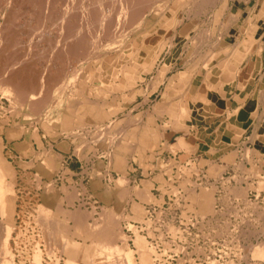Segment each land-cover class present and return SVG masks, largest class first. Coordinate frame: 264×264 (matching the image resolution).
Here are the masks:
<instances>
[{
	"label": "rangeland",
	"instance_id": "obj_1",
	"mask_svg": "<svg viewBox=\"0 0 264 264\" xmlns=\"http://www.w3.org/2000/svg\"><path fill=\"white\" fill-rule=\"evenodd\" d=\"M3 1L0 0V30L5 32L10 28L9 30L12 34H15L17 41L15 37L13 41H8L9 45L14 43H16V46L19 45V47L15 46V53L17 54L19 50L20 53L18 51L17 55L21 56L28 50V47H30L29 56L34 53L36 54V56L33 55L30 57L31 59L29 58L27 61L31 64L32 68L30 69H32L33 72L35 71V73L41 74H43V72L51 74L58 73V75H63L65 73L64 78L67 81L63 80L65 83V92L62 93L56 102L59 104L55 115L51 120L47 119L51 122L50 130H52V127L58 130L55 136L53 135V130L49 135V124L44 123L41 119H45L44 116H38L34 114L33 111L28 113V110L23 109L24 113H28L27 117L30 121L24 120L22 116L19 115L20 108L17 109L19 103L0 94L1 156L11 170L13 172L15 171V191L17 193V212L19 213V217H16V227H18L20 231V264H32V256L35 247H37L41 253L42 264H71L73 261L71 256L60 252L54 244V246H50L52 251L48 252L49 254L45 253L49 244L45 240L46 236L44 234L43 236L45 238L41 236L43 229L39 225V219L37 218L39 210L45 206V195L43 194L45 187L49 188L55 195V205L51 206V214L55 212L53 208H55L57 204L65 213L71 215V217L68 216V218H66V225L70 233V236H68L80 246L82 245L81 248L85 247V258H80L78 261L75 260V264H87L88 256H92L90 251L93 252V246L90 239L85 237V235L82 236L77 233L85 232V229L94 231H104L108 229L113 232L115 231L118 237L121 236L122 238L119 240L120 237L118 238L116 236L117 240L114 245L117 246V249L120 248L121 250L122 248H126L129 250L134 264H140L139 251L134 244L136 235L144 240V249H153L150 261L154 264H264V255L260 256L254 253L256 248H260L264 252V147L261 153H259V149L256 146L257 141H255L256 139L253 137H250L247 141H244V143H239L237 139L229 146L224 145L225 143L220 144V146L216 145L211 150L208 149L205 152H191L190 150H185V154L181 156L177 155V151H180L177 147L170 148L168 146H162V150L158 151L159 154L157 156L154 155L146 158L144 163L140 161L147 165L146 168L150 170V173H145L144 171L143 174H140V172H137L138 176L134 180L132 179L131 182L129 179H125V177L122 176L124 177L122 188L117 186L115 181L121 176L113 175L108 177L109 184L107 189L112 190L115 189L114 187H118L124 190L126 192L125 194L128 195L127 202L122 200L121 203L114 204L111 209H109L107 205H102V203L97 201L92 195L91 190L95 191L101 186L99 183H94L91 179V190L89 189L88 179L84 178L80 182L73 183L71 179L68 178V171L66 169L71 163L77 161L78 163L85 162V165H90L93 169L101 171L105 165L107 167L110 165V154H114L110 147L114 145L113 142H115L117 146L119 143L125 145L128 150H130L128 147L130 144L126 143V141L131 142L130 138L134 135L132 128L135 126L138 133V129H140V124L131 123H135V121L141 123V121H145V118H147V121H150L151 124L154 118H163L165 114L171 119L176 118V115L175 117L170 116V110L174 108V110L177 111L180 98L176 95L177 92L176 94L175 92H170V95L168 92L163 94L164 86L167 87L169 81L165 82L166 80L162 77L166 75L168 78L171 74L183 68L186 69V62L190 54L188 50L183 51L182 49L183 45H187L185 42L189 41V33L190 35L192 34V36L196 34L198 37H202L201 34L205 31L208 30V34L212 32L210 36L206 37L209 42L201 45L205 46L207 44V47H204L196 53L197 56L193 57V59L191 58L192 65L195 66L192 69L193 72H190L191 75L197 73L199 68L208 59H206V56L218 49V45H216L217 41H215L218 40V34L216 33H218L223 26H228L229 23L232 22V24L237 22L241 23L244 20L245 23L250 22L251 27L245 36V40L248 41L249 38L252 42L250 48L252 50H257L258 53H262L264 56V13L262 10L264 0H187V2H189L187 6L189 12L187 16L184 15L183 18H180L181 20H178L180 23L178 24L177 22L175 26H169L167 23L171 13H174L173 10H171V13L168 12L169 1H167L168 4L163 5V7L160 6L157 10L153 9V12H148L145 18L149 21L148 26L150 28H148L143 38L147 36V38L152 40L155 37L154 35L157 34L162 40L168 41V38L172 36L173 33L176 36V32L178 33L181 30H184V35L181 36L179 43H176L174 40L171 46L168 42L160 52H156L157 57L151 69L143 73L144 75L142 74V79L137 80L133 86L125 85L119 90H113L112 92H108L109 90L101 91L102 85H100V81L97 79H94V81L88 84L86 77H88V73H92L91 75H95L99 72L101 73V71L98 72L99 64L106 58H115L117 55H121L120 51L124 45L115 46L111 49V52L95 57V60L93 57H87V59L81 57L80 59L78 58L81 62H78V59L71 58L69 55L54 58V56L48 54L49 47L45 45L47 42L44 40H48V38L44 37L46 39H38L35 37L33 31H30V29H35L33 27H36L34 24L36 20L33 23L31 20V18L34 19V16L27 13L22 8H20V10L16 9V6H14V12L13 9L7 6ZM172 3L173 2H171V7ZM172 9H175V6L172 7ZM9 11L13 12L14 15ZM1 13L4 15L2 16ZM23 13L24 16L22 15ZM7 14L9 18L6 17ZM213 17H215V19H213ZM1 19H4V21ZM10 20L14 21V24L11 25L15 26V29L10 27ZM47 20L49 21L50 19ZM47 20L45 23L44 31L46 33L44 36H47L52 30V32H55L50 25L51 20L49 22ZM223 22H225V24H223ZM16 28H18L19 31H17ZM144 28L147 27H142L141 29L143 30ZM21 29L23 31H21ZM30 32L33 34L32 37H35V39L34 37L31 38L33 39L32 41L35 40L32 43L31 39H28V37L31 36ZM52 32L51 37H48L50 40L52 39L50 42L54 44L53 41L56 39ZM221 32L222 31L219 33ZM27 41H29V43ZM246 41L245 43H247ZM32 44L34 45L32 46ZM40 44L42 46H39ZM25 45L27 46V50ZM45 46L47 49H44ZM23 48L24 50H22ZM37 48L41 49L37 50ZM42 49L46 50V52ZM173 50H175V52ZM9 51H11V48ZM23 51L24 53H22ZM37 52L40 53L38 54ZM40 54L41 57L39 56ZM42 54H44V56L48 54L46 59ZM7 55L8 54L5 56ZM124 56L125 58L122 59V62L125 63L139 58L138 56L134 58L135 55ZM126 56H129V58H126ZM141 59L142 57H140L139 61H136V63L140 64L143 62ZM211 63H213V61ZM141 65L145 66V63L143 62ZM162 68H164V73L159 77L158 74L163 71H161ZM262 73L264 74V60L262 61ZM97 76H99V74H97ZM151 76H153L152 80H150ZM262 86L264 87V85ZM82 87L85 89H95L93 92L97 97L91 95L89 99L92 100L95 98L100 100V102H104L105 110L109 104L115 106L117 110L111 113L109 118H106L105 121L96 123V121L92 119H85V124H74L73 128L70 127V129L67 130L66 128L61 129L58 122V115L64 112V106L66 107L69 103L68 99L73 100L72 105H70L71 107L68 108L70 110L75 108L80 100L84 99L83 103H86V99L81 97V93L83 92ZM169 88L172 89V87H168L167 89ZM101 93H103V95H101ZM86 94L87 92H85V95ZM98 105L100 106L99 103H96L94 106L98 107ZM157 107H164L166 109L163 115L158 116L156 114L155 109H157ZM152 115L155 117L151 121ZM70 116H74L72 111L70 112ZM74 118L76 119V123L79 121L78 119H80L79 117ZM41 123L47 124V127L44 128ZM168 125L169 124H166L165 126ZM140 126H144V123ZM20 127L22 130H19ZM77 128L78 130L76 131ZM26 130L36 131L42 147L32 140L28 146L30 147L29 150H26V142H23V136L26 138V133L24 132ZM70 131L72 133H78H76L74 137L71 136ZM118 132L120 133L118 134ZM261 134L262 138L258 139V141L263 145L264 132ZM124 136H129L130 138H123ZM61 141H64L62 142L63 146L56 145L57 142L60 143ZM232 144L234 146H232ZM54 146L66 153L62 159L60 158L57 169L53 171L52 175L49 177L44 174L43 168H39L38 165L41 163L40 160L44 153H42V151H50L49 153L52 154V158H57L54 152V150H56ZM164 150L167 152H164ZM228 154H233V158L230 161L225 159ZM35 160L38 161V165L32 162ZM55 161L53 162L55 163ZM136 163L138 164V162ZM95 175H97V173H95ZM141 190H147L152 200L146 201L137 195V191ZM203 190L207 192L208 199H211V210L209 212L199 210V199L201 191ZM133 201L140 206L143 214H136L131 209ZM73 214L81 215V219H78V216H73ZM102 214H105L106 217ZM109 217L111 218L110 220ZM114 217L118 219L116 226L112 225ZM100 220L105 221V223L103 224ZM78 222L84 226L77 225ZM94 223L100 225L96 230ZM77 226H79V229H76ZM75 232L78 235L74 234ZM114 254L112 255L114 258L109 256V263L113 261L111 264L115 262L116 264H121L123 262V258L120 257L122 253H118L116 257ZM46 255H49V258ZM95 256L96 255H94V257ZM101 256L102 254H99L95 257V264L96 262L97 264L99 262V264H109L106 262L107 259H105V255H103L104 258L102 257L104 261H102ZM118 257H120L119 259H121L120 261L122 262L115 259H118ZM97 258H100V260H97Z\"/></svg>",
	"mask_w": 264,
	"mask_h": 264
},
{
	"label": "bare ground",
	"instance_id": "obj_2",
	"mask_svg": "<svg viewBox=\"0 0 264 264\" xmlns=\"http://www.w3.org/2000/svg\"><path fill=\"white\" fill-rule=\"evenodd\" d=\"M167 1H169V4ZM3 2L7 6H9L11 9H13V11H14V6H16L17 7L16 9L20 10V8H22L27 13L32 14L34 16V19L31 18V20H32V23L36 20L34 22L36 27H33L35 29H30V31L32 30L33 33L35 34V37H37L38 39H46L44 37L48 38V40H44L47 42V44H45V45H48V47H49L48 54L50 56L51 55L54 56V58H56V57L59 58L60 56L64 57V56L69 55L71 58H76V59H78V58L80 59L81 57H83L84 59L85 58L87 59V57H90V58L93 57V59H94L95 57H99L103 54H107V53L111 52V49L114 48L115 46L117 47L119 45L120 46L124 45L120 51L121 55H117L115 58H106L99 64L98 72L101 71V73L99 72V73H96L95 75H91L92 73H88L89 75H88V77H86L88 84L91 83L92 81H94V79L99 80L100 85H102L101 91L109 90L108 92H112L113 90L114 91L119 90L121 87H123L125 85L133 86L137 80L142 79L143 73L148 72L151 69L152 64L155 61V58L157 57L156 52H160L164 48V45L168 42L171 44V46H172L174 40L176 41V43H179L181 40V36L184 35L183 34L184 30H181L178 33L176 32L177 35L175 36V34L173 33V30H174L173 29L172 30L173 34H172V36H170L168 38V41L162 40L157 34L154 35L155 37L152 39L153 41L150 38H147V36L143 38V36H145V33H147L148 28H150L148 26L149 21L147 20V18H145L146 14L148 12H153V9L157 10L158 8H160V6L163 7V5L168 4V12L171 13V10L174 11V13H171V16H170L171 18L169 17L170 19L168 18V20H167L168 21L167 23L169 24V26H172V25L175 26L177 22L179 24L180 23L179 21L181 20L180 18H183L184 15L187 16V13L189 12L188 11L189 9L187 7L189 2H187V0H176V1H174V0H4ZM171 2H173L172 7L175 6V9H172ZM194 4H195V2H194ZM210 4H211V2H210ZM213 4H214V2H213ZM193 8H194V5H193ZM200 8H201V6H200ZM262 10L264 13V3L262 4ZM9 12H11V11H9ZM12 13L13 12H11V14ZM24 13L22 14L23 16H24ZM156 13H158V12H156ZM3 15L4 14H2V16ZM7 15H6V17L9 18V15L8 16ZM12 15H14V13ZM194 16H196V15H194ZM214 16H215V13H214ZM28 19H30V18H28ZM47 19L51 20V21L49 20L51 22L50 25H51L52 29H54V31H55V32H52L53 30L51 31L53 33V36L56 39L53 41L54 44H52L50 42L52 39L51 40L49 39V37H51V35H52L51 32H49V34L47 36H44V34L46 33L44 31V29H45V23H46ZM192 19H193V17H192ZM213 19H215V17H213ZM31 20H29V21H31ZM2 21H4V19ZM11 21L12 20L9 21V25L14 24L13 23L14 21H12V22ZM227 22H228V20H227ZM2 24H4V23H2ZM6 24L8 25L7 22H6ZM223 24H225V22H223ZM12 25L10 27L14 28L15 26H12ZM192 25H194V24H192ZM28 26H29V24H28ZM174 26H173V28H174ZM142 27H147V28H144L142 30L141 29ZM23 28H25V27H23ZM9 29H7V31H5V32L0 30V54H1V56H0V94H2L5 97L19 103V107H17V109L20 108L19 109L20 114L19 113L18 114L22 116V119L29 120V118L27 117L28 116L27 114L30 113V111H33L34 114H37L38 116L39 115L44 116L45 119L41 118V117L40 118L42 119V121H44V123L49 124V132H48L49 135H50V132H52V130H53V135L55 136V135H57L56 131L58 133V130H56L54 127H52V130H50L51 129L50 128V126H51L50 120L55 115V113L58 109L59 103H56L57 100L62 95V93L65 92L64 91L65 83L63 82V80L66 81L64 78L65 73L63 75H60V74L58 75V73H56V74L52 73L51 74V73L43 72V74H41V73H35V71L33 72L32 69H30V68H32L31 64H29L27 61L33 55L36 56V54L34 53L31 56H29V48L30 47H28V50H27V46L25 45L27 51H25V53L23 51L22 53H24V54L21 55L22 54L21 53L20 54L21 56L17 55L19 50L17 51V54H16L15 53L16 51H14V49H16V47H19V45L16 46L15 45L16 43L9 45V43H8V41H13L16 38L15 34L13 35ZM14 29H13V31H14ZM16 30L19 31L18 28H16ZM237 30H239V29H237ZM17 31H15V32H17ZM21 31H23V30L21 29ZM28 31H29V28H28ZM196 31H198V30H196ZM207 31H205L203 34H201L202 37H204V38H202L201 36L198 37L196 34L195 35L193 34L194 36H192V34L190 35V33L188 34L186 32L189 36V37L187 36L189 38V41L185 42V44H187V45H183V49L181 47V49L183 51L188 50V53L190 54V56L188 57L187 62H186V66H187L186 67V73L188 74L187 75L188 78H186V79L191 78L192 75L190 74V72L192 73L193 72L192 69L195 67L194 65H192L193 57L197 56L196 53H198L201 49H203L204 47H207V44L205 46L204 45L201 46L202 44L209 42L206 37L210 36L212 32H210L208 34ZM220 31H222V32L219 33ZM136 32H137V34H136ZM31 33L32 32H30V34ZM162 33H163V31H162ZM25 34H26V31H25ZM216 34H218V40H215V39L214 40L217 41L216 45H218V49H216L214 52H211V54L206 56V59L207 58L208 59L203 63V65L199 68V70L197 71L196 74L203 75V77H204L203 80H204V83L207 87H211L213 85L214 87H221L222 88L223 83L220 81L222 71L226 69V70H229L232 73H234V76L237 75L238 71H239L238 66H239L240 62L242 60L247 61V59L249 57L247 52L251 50L250 46H251L252 42L250 41L249 38H248V41H246L245 39H242L241 41H240V39L235 40V38L232 37L234 35L232 34V32L227 30L226 25L223 26L222 29H220L218 31V33H216ZM17 35H19V34H17ZM32 35L33 34H31V36L28 37V39L33 38L34 36L32 37ZM35 37H34V39H35ZM32 40L33 39H31V43L35 41V40L34 41H32ZM16 41H17V38H16ZM244 41H246L247 43H245ZM27 42L29 43V41H27ZM28 43H26V44H28ZM33 45L34 44H32V46ZM39 46H42V45L40 44ZM35 47H36V45H35ZM45 47H44V49H47V47L46 48ZM243 47H245V51L241 50ZM10 48H11V51H9ZM24 48L22 50H24ZM156 48H157V50H156ZM40 49L37 48V50H40ZM44 49H42V50H44ZM173 51L175 52V50H173ZM173 51H172V53H173ZM256 51L257 50H254L253 53L258 52V51L257 52ZM259 51H260V49H259ZM6 52H8V53H6ZM44 52H46V50H44ZM19 53H20V51H19ZM155 53H156V55H155ZM6 54H8L9 56L8 55L5 56ZM48 54L45 56H44V54H42V55L46 59ZM259 54H262V53H259ZM124 55H129V56L135 55L134 58H136L137 56L139 58L142 57L141 61H143L145 63V66L141 65V63H143L141 61H140L141 62L140 64L136 63V61H139V58H137L136 60H133L131 62L129 61V63L122 62V59L125 58ZM39 56L41 57V54ZM129 56H126V58H129ZM79 59H78V62L80 61ZM100 59H101V57H100ZM254 60L255 59H252V63H254ZM62 61H60V62H62ZM212 61H213V64H211ZM206 62H208V63H206ZM257 64H258V62H257ZM45 67H47V66H45ZM62 67H63V65H62ZM55 69H56V67H55ZM161 71L162 72H160V74H158L159 77H161V74L163 75L164 68H162ZM213 71L215 73H212ZM216 73H218V75L217 76L214 75L217 78V81L215 83L214 81L212 82L210 80V78H212L213 77L212 75L216 74ZM97 74H99V76H97ZM79 76H81V75H79ZM259 77L260 78H258V79L261 80L263 82V85H264V74L260 73ZM70 83H71V81H70ZM179 85H180V83H179ZM237 86L242 87V84L239 83ZM82 88H83V92L81 93V97L86 99V103L85 104L83 103L84 99L80 100L78 105H76L75 108L70 110L68 108L71 107L70 105H72L73 100L68 99L69 103H68V105H66V107L64 106V108H65L64 112H61V114H59V115L57 114L58 119H59V121L58 120L57 121L59 122L61 129L66 128V130H67V129H70V127L73 128L74 124H83L85 119H92L93 121H96V123L99 121H105L106 118H109L111 113H113L117 110V108L115 106H112V104H109L105 110L104 102H100V100H97L95 98H93L92 100L89 99V96H91V95H93V97H97V95L93 92L95 89H93V90L90 88L85 89L86 86H85V88L84 87H82ZM81 91H82V89H81ZM85 92H87L86 95H85ZM101 95H103V93H101ZM96 103H99L100 106L99 105H98V107L94 106ZM23 109L28 110V113H24ZM164 110H166L164 107H159V108L157 107V109H155V112L159 116V115H163ZM71 111L74 114V116H70ZM232 112L233 111H231V114H232ZM170 114H171L170 115L171 117H175V115H176V118H175L176 120L179 118L187 117L189 115L188 111L182 105L178 106L177 111H175L174 108L171 109ZM248 115H249V113H248ZM74 117L80 118V119H78L79 121L77 123L75 122L76 119ZM47 119H50V120H47ZM33 121H34V119H33ZM44 123H41V125L44 126V128H46L47 124L45 125ZM91 123H93V122H91ZM126 126H128V125H126ZM139 128L143 129V130H139V133L137 132V129L135 126L132 128V130L134 132V135L132 136V138H130L129 136H124L123 138H130L131 139V142L126 141V143L130 144L128 146L129 148L132 145H133V147L136 145L135 148L137 151H140V149L142 151H145L147 144L150 145V143H149L150 141L153 143V140L156 139L157 135L155 134V131H153L151 129L146 128V130H144L145 129L144 126L139 125ZM263 128H264V125L261 126V128H260L261 131H264ZM19 130H22V128L20 127ZM77 130H78V128L76 129V131ZM73 131H74V129H73ZM24 132L26 133V150H29L30 147H28V146H29L30 141H32V140L36 144H38V145L40 144V141L37 137L36 131L26 130ZM70 132H68V133H70ZM142 132H144L143 135H141ZM153 132H154V135L152 136ZM76 133H78V132H76ZM76 133L71 132V136L76 135ZM119 133L120 132H118V134ZM148 133L150 134V136ZM69 136H70V134H69ZM236 137H235V139H236ZM148 138H149V140H148ZM134 139H136L137 141L133 142ZM121 141H123V140H121ZM62 142H64V141H61L60 146H63ZM113 143H114V145L110 146V147L112 148L111 150L113 151L114 154L113 155L110 154V160H111L110 163H112L115 168L120 170V168H124L125 156H126V154H129V151L125 145H121L119 143L120 145L118 144V146H117V144L115 142H113ZM80 144H83V143H80ZM84 144H86V143H84ZM40 146H41V144H40ZM169 147L173 148V146H169ZM114 150L117 152H115ZM45 151H42V153L43 152L44 153L42 154V158L40 160L41 163H39L38 167L43 168L44 174H46L47 176L50 177L52 175L53 171H55L57 169V164H55L53 162V161H55V158L54 159L52 158V154L49 153L50 151L49 152H45ZM25 153H27V152H25ZM36 156H37V154H36ZM232 158H233V154H228L225 157V159H227L229 161L232 160ZM14 172L11 170L9 165L5 162L4 158L1 156V147H0V264H20L21 263L20 262L21 259L19 257L20 231H19V228L16 227V222H17L16 217H19V213L17 212V205L18 204H17V193L15 191V175H14ZM118 178L119 179L115 180L116 185L119 186L120 188H122L121 186L124 184V179H123L124 177H118ZM114 188L115 189H112V190L106 189L107 195H109V196H115L116 195L117 196L116 203H119V202L121 203L122 200L127 202L128 201V199H127L128 195L125 194L126 192L121 189L122 191H120V193H117L116 187H114ZM43 194L45 195V197H44L45 206L39 210V215L37 218L39 219L38 220L39 225L43 229L41 236L43 238L44 237L43 234H44L46 236L45 240L49 244V247L46 248L47 250L45 249L46 250L45 253L51 252L52 250H51L50 246H52L54 244L57 246V248H58V250H60V252H63L65 254L71 256V259L73 260L71 264H75V262H76L75 260L78 261V259H80V258H85V247L81 248L82 245L80 246L77 242H75L73 239H71V237H69L70 233H69L68 227L66 225V218H68V216L71 217V215H68L67 213H65L59 206H57V204H56L55 208H53V209H55V212L53 214H51L52 213L51 206L55 205V203H54V198H55L54 192L49 190V188L45 187ZM137 195H139L140 197H142V199H144L146 201L152 200V198H151V196H149L147 190L137 191ZM198 206H199V210H203V212H209L211 210V199H208V194L205 190L201 191ZM131 209L136 214H139V215L143 214V211L141 210L140 206H138L136 203H134V201L131 204ZM107 211H109V210H107ZM102 215H104L106 217L105 214H102ZM73 216H78V219H81V217H80L81 215H76V214L74 215L73 214ZM101 218H103V217H101ZM110 219L111 218L109 217V220ZM117 220L118 219H116L114 217V222L112 223L113 226H116V224L118 222ZM100 221H102L103 224L105 223V221H103V220H100ZM77 225L84 226V225H81L80 222H78ZM87 225H88V223H87ZM94 227L96 230V228L98 229V227H100V225L95 224ZM76 229H79V226H77ZM92 229H93V227H92ZM103 230H104V228H103ZM77 233L81 234L82 236L85 235V237L89 238L91 243H92V246H93L92 247L93 252L90 251V254L92 253V256H88L87 264H95V261H96L95 257L99 254H102L101 259H102L103 255H105V257H106L105 259H107V261L106 260L105 261L109 263V260H108L109 256H112L114 253H116V254H114L115 257H116V255L118 256V253H122L121 256H120V254H119V256L121 258H123L124 263L122 261H120L121 260V259H119L120 257H118V259L117 258H115V259L122 262L123 264H134L132 256H131V252L129 250H127L126 248H122L120 250V248L117 249L116 248L117 246L114 245L115 241L117 240L116 236L118 237V234L115 231L113 232V231H110L108 229H105L104 231H102V230L101 231H94V230H90V229L89 230L85 229V232L83 231V232H77ZM74 234H76V232ZM78 234H76V235H78ZM122 235H123V233H122ZM119 237L118 238L120 240L122 237L121 236H119ZM134 241H135L134 244L136 245V247L138 248V251H139L140 264H154L152 261H150V256H151V252L153 251V249L152 248L144 249L145 248V242L140 236L136 235ZM83 246H84V244H83ZM254 253L258 254L260 256L264 255L263 250L260 248H258V249L256 248L254 250ZM94 255H96V256L94 257ZM46 256L48 257L49 255H46ZM52 258H53V256H52ZM111 258H114V257L112 256ZM98 259L100 260V258H97V260ZM116 260H114V261H116ZM102 261H104V260L102 259ZM112 262L113 261H111V263ZM111 263H109V264H111ZM32 264H42L41 253L37 247H35V251L33 252ZM96 264H97V262H96ZM113 264H116V262Z\"/></svg>",
	"mask_w": 264,
	"mask_h": 264
},
{
	"label": "crops",
	"instance_id": "obj_3",
	"mask_svg": "<svg viewBox=\"0 0 264 264\" xmlns=\"http://www.w3.org/2000/svg\"><path fill=\"white\" fill-rule=\"evenodd\" d=\"M229 24L230 25L227 26V30L232 32L234 35L232 37L235 38V40L240 39V41L245 39V36L251 27L250 22L245 23V20L241 23L237 22ZM255 43L257 44L256 41ZM241 50L245 51V47ZM253 52L254 50L252 49L248 51L247 54L249 57L251 55L252 56L250 58L248 57L247 61L242 60L239 66L237 65L239 67L237 75L234 76V73L226 69L222 71V75L220 77V81L223 83L222 88L214 87L213 85L211 87H207L203 80L204 77L201 74L198 75L194 73V76L192 75L191 78H189L190 80L186 79L188 74L186 73L185 68L171 74L168 78L165 75L163 78L166 80L165 82L169 81V84L167 83V87L164 86L163 94L168 92L170 95V92H175V94L177 92L176 95L180 98L179 103H181L178 106L182 105L188 111L189 115L187 117H183L184 119L179 118L177 120L171 119L166 114L163 118H154L155 116L152 115L151 121L153 118L154 121L151 122V124L150 121H147V118H145V121H141V123H139V121L131 123L138 125L144 123V130L147 128L155 131V134L157 135L156 139L153 140V143L150 141V145L147 144L148 148L146 147L145 151H142L141 149L140 151H137L135 148L136 145L134 147L132 145L130 150H128L129 154H126L125 156L126 162L124 161V168H120V170L115 168L112 163H110L108 167L105 166L100 171L93 169L90 165H85V162L78 163L75 161L66 167L68 171V178H70L73 183L80 182L84 178L88 179L89 189L91 187V179L94 183H99L101 186H99L95 191L90 189L92 191V195L97 199V201L102 203V205H107L109 206V209H111L116 203L117 196L107 195L106 189L109 184L108 177L113 175L121 177L124 176L125 179H129L131 182L132 179L134 180L138 176L137 172H140V174H143L144 171L145 173H150V170L146 168L147 165L143 163L146 158L154 155L157 156L159 154L158 151L162 150V146L177 147L180 149V151H177V155L181 156L182 154H185V150H190L191 152H205L208 149L211 150L216 145L220 146V144L225 143L224 145L229 146L237 139L239 143H244V141H247L250 137H254V139H256L255 141H257L256 146L259 149L258 152L261 153L264 144L262 145L258 139L262 138L261 133L264 132L260 129L261 126L264 125V87L262 86V81L258 78H260L259 75L262 73V61L264 60V56L263 54H259L257 51V53ZM251 58L255 59L254 63H252ZM212 73L215 72L213 71ZM214 75L217 76L218 73L213 74V77L210 78V80L216 83L217 78ZM152 79L153 76L150 77V80ZM239 83L242 84V87L237 86ZM168 87H172L173 90L170 88L167 89ZM231 111H233L232 114ZM166 124L169 125L165 126ZM143 133L144 132H142L141 135H143ZM153 135L154 132L152 136ZM136 141L137 140H134L133 142ZM23 142H26V138L24 136ZM60 144L61 142L56 143V145L59 146ZM232 146L234 145L232 144ZM55 148L56 150H54V152L57 156L55 164L58 165L60 158L62 159L66 152L57 147ZM164 152L167 151L164 150ZM32 162L35 163V165H38L37 160ZM136 162H138V164ZM95 173H97V175H95ZM116 189L117 193L122 191L118 187H116Z\"/></svg>",
	"mask_w": 264,
	"mask_h": 264
}]
</instances>
